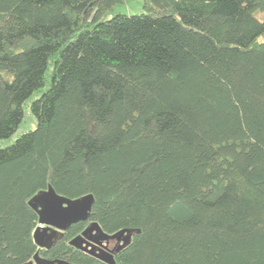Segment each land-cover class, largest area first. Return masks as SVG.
Masks as SVG:
<instances>
[{
	"label": "trees",
	"instance_id": "16d2710c",
	"mask_svg": "<svg viewBox=\"0 0 264 264\" xmlns=\"http://www.w3.org/2000/svg\"><path fill=\"white\" fill-rule=\"evenodd\" d=\"M0 0V264H30L49 188L93 197L70 241L132 232L115 264H264V0ZM42 253L40 252V255Z\"/></svg>",
	"mask_w": 264,
	"mask_h": 264
},
{
	"label": "water",
	"instance_id": "95a60500",
	"mask_svg": "<svg viewBox=\"0 0 264 264\" xmlns=\"http://www.w3.org/2000/svg\"><path fill=\"white\" fill-rule=\"evenodd\" d=\"M33 206L37 208L39 213V225L36 227L33 238L37 246L40 248L46 247L44 243L41 242L42 236L46 233L50 235L51 230L65 231L71 225L76 224L80 221H86L90 215L93 197L88 196L83 199L70 200L65 197H61L55 193L52 188H49L45 192L36 195L30 202ZM46 226V227H42ZM88 231L100 232L104 238H108L110 235L104 233L97 223H92L83 233L82 236L73 238L70 244L76 249L82 250L88 254H91L98 258L99 260L107 264H115L114 254L106 253V255H101L94 252V246L90 249L89 244L85 247L81 244V239ZM118 236H123V243L117 250V253L128 245L132 238V232L121 231L117 233ZM34 264H70L63 260H49L41 257L37 252L33 257Z\"/></svg>",
	"mask_w": 264,
	"mask_h": 264
},
{
	"label": "flooded vegetation",
	"instance_id": "af4514ba",
	"mask_svg": "<svg viewBox=\"0 0 264 264\" xmlns=\"http://www.w3.org/2000/svg\"><path fill=\"white\" fill-rule=\"evenodd\" d=\"M91 225V224H90ZM89 225V226H90ZM87 226V228L89 227ZM42 227H46V226H42ZM86 228V229H87ZM85 229V230H86ZM84 230V231H85ZM67 230L65 231H59V230H51L49 234H44L41 238V242L44 243L46 245V247H42L40 248L38 246V253L40 255V252L42 253L40 256L45 258V259H49L46 258L43 254L45 251H49L51 250V248L55 245V243H57L58 241H60L64 234L66 233ZM84 231H82L80 234H78L77 236H75L74 238L78 237V236H82ZM123 236H118L116 234L114 235H110L108 238H104V236L100 233V232H96V231H88L83 238L81 239V244H83V246L85 247L87 244H89V249L94 246V252L101 254V255H106V253H112V254H117V250L120 247V245L123 243ZM79 250V249H78ZM82 251V250H80ZM84 252V251H82ZM86 253V252H85ZM52 260V259H49ZM30 264H34L33 260Z\"/></svg>",
	"mask_w": 264,
	"mask_h": 264
},
{
	"label": "rangeland",
	"instance_id": "374dc122",
	"mask_svg": "<svg viewBox=\"0 0 264 264\" xmlns=\"http://www.w3.org/2000/svg\"><path fill=\"white\" fill-rule=\"evenodd\" d=\"M144 1L145 0H130L122 4H118L114 7L113 11L107 15V19L112 18L116 14H127V15H134L140 14L145 11L144 8ZM37 125L35 117L31 114L30 111L26 112V116L22 124L20 125L17 132L9 139L0 140V145H9L13 141H15L19 136L23 133L35 129Z\"/></svg>",
	"mask_w": 264,
	"mask_h": 264
}]
</instances>
